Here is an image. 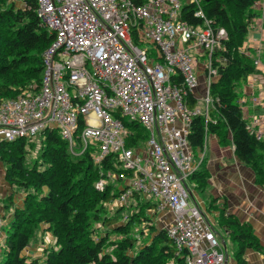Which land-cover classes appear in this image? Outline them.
<instances>
[{
    "label": "built area",
    "instance_id": "obj_1",
    "mask_svg": "<svg viewBox=\"0 0 264 264\" xmlns=\"http://www.w3.org/2000/svg\"><path fill=\"white\" fill-rule=\"evenodd\" d=\"M36 4V15L52 39L42 53L38 88L0 101V142L54 129L74 155L87 151L100 161L114 154L122 171L107 175L120 179L124 188L117 203L133 192L153 198L157 210L170 213L162 227L177 253H184L185 264H226V249L186 183L203 157L200 151L194 160L188 128L194 115L207 119L209 87L218 75L214 62L224 61L219 51L226 30L211 24L201 0ZM186 5L200 24L182 18ZM143 42L154 44L161 62L138 46ZM198 57L203 58L204 95L190 109L185 96L197 87ZM260 98L252 100L264 110ZM125 122H137L146 131L144 146H127ZM246 128L264 137V113L253 115ZM105 183L100 179L96 186L102 189Z\"/></svg>",
    "mask_w": 264,
    "mask_h": 264
},
{
    "label": "trees",
    "instance_id": "obj_2",
    "mask_svg": "<svg viewBox=\"0 0 264 264\" xmlns=\"http://www.w3.org/2000/svg\"><path fill=\"white\" fill-rule=\"evenodd\" d=\"M257 1L201 0L211 24L223 27L227 36L219 51L224 61L214 62L218 75L210 83L207 119L202 114L192 116L187 138L193 154L202 149L207 133L222 146L232 144L237 159L252 170L254 182L264 187V137L257 138L246 128L239 103L241 84L256 69L255 56L243 49V43ZM36 5V0H0V101L40 84L42 53L52 34L40 23ZM181 16L193 25L201 22L190 5L182 8ZM155 59L162 61L157 51ZM185 100L190 109L197 104L189 91ZM125 123L130 132L127 146H138L146 131L137 122ZM39 138L38 144L33 138L0 142L3 176L10 188L5 207L11 209L7 227H2L0 264H185L184 253H177L165 229L145 215L146 208H155L149 197L133 192L127 199L135 204L125 217L124 204L110 211L108 205L124 189L118 186L121 180L114 178L116 184L111 180L102 189L96 183L108 180V173L122 171L114 154L100 161L87 151L74 155L54 129ZM35 149L37 159L27 166L25 157ZM202 163L191 175L200 189L209 176ZM18 193H22L19 204L14 202ZM224 209H218L217 222L236 242L235 264H246V249L264 251V247L250 223ZM136 224L141 225L135 228ZM37 232H48L54 239L41 255L30 252Z\"/></svg>",
    "mask_w": 264,
    "mask_h": 264
},
{
    "label": "crops",
    "instance_id": "obj_3",
    "mask_svg": "<svg viewBox=\"0 0 264 264\" xmlns=\"http://www.w3.org/2000/svg\"><path fill=\"white\" fill-rule=\"evenodd\" d=\"M256 3L258 4L254 7L256 15L252 18V22L250 23L247 33L248 39L246 41L245 38L243 43L247 52L255 56V59H259V62L255 64V71L248 74L241 84L239 103H242L244 112H248L247 115L261 111L260 106L253 102L252 97H264L263 53L260 54V57L255 55V53L259 55V45H261V41L264 40V2L262 3V0H259V2L257 1ZM255 4L253 6H255ZM202 61L203 58H197L196 71L198 84L192 92V97L197 101V104L199 99L204 95L205 87V80L201 67ZM204 141H207V144H205ZM204 141L203 145L205 144L206 148L204 150L202 147V151L204 152L202 165L209 174L206 186L211 187L212 198L217 199V202H221L222 207L225 208L226 214H234L240 221L250 223L254 234L264 247V187L254 182L252 170L237 159L231 144L225 146L220 145L218 138L211 133L205 134ZM200 151L201 150H196L198 157ZM209 183L211 185H209ZM9 192L10 188L4 179L3 166L0 162V216L3 223V216L6 213L11 216V209L5 207V197ZM14 202L19 204L20 200L14 199ZM2 227L1 222L0 240H3L4 237ZM226 233L228 234L227 230ZM1 243L2 241L0 244ZM222 243L225 247L224 240ZM244 255L246 264H264V251H256L248 248ZM226 264H235L234 254L231 261L227 256Z\"/></svg>",
    "mask_w": 264,
    "mask_h": 264
},
{
    "label": "rangeland",
    "instance_id": "obj_4",
    "mask_svg": "<svg viewBox=\"0 0 264 264\" xmlns=\"http://www.w3.org/2000/svg\"><path fill=\"white\" fill-rule=\"evenodd\" d=\"M263 2H264V0H262V3ZM19 3L20 2L18 1V4ZM257 5L258 4L256 3L255 6H253V8L256 7ZM247 39H248V35L246 36V41H247ZM138 46L146 49L148 54H149V57L155 58L156 49H155L153 43L143 42V43H139ZM243 49H245V47ZM263 52H264V40L261 41V45H259V55H258V53H255V55L257 57H260V54H262ZM260 99L264 100V98H262V97ZM201 105L203 106V104H201ZM262 113H264V110L262 111V109H261L260 112L255 113V114H262ZM255 114L244 115L243 118H245L247 123H249L251 121L252 116ZM146 137H147V135H146ZM146 137H145V139H146ZM39 139H40L39 136H35L32 140L38 144ZM139 144H140V146H144L145 141H139ZM205 144H207V141L205 142ZM205 144L203 145L204 150L206 148ZM231 146H232V144H231ZM37 147H38V145H37ZM201 151H202V149H201ZM203 155H204V152H203ZM193 158H194V160L199 159L196 152L193 154ZM36 159H37V149H35L34 151H31L27 154V156L25 157V164L27 166H29ZM114 178L115 177L110 176L109 178H107L108 180H106V183L110 182L111 180H114V182H112V184L113 185L116 184L117 181ZM194 181L195 180L193 178H191V177L188 178L186 180L187 186L190 189L191 194L194 197L195 201L197 202V204L200 206V208L203 210L204 214L207 216V218L211 222L213 229L215 231L216 237L221 242V244H223L222 241L224 240L225 247H226V253H227V255L231 261V259L233 258L234 250L236 249L237 245H236V242L234 241V239H232V237L226 233V230L222 226H220L217 222V218L219 215L218 209L222 206V204H221V202H217V199L212 198L213 196L211 194V187H208L205 185L204 187H202L200 189L199 187L195 186ZM120 185H121V183L119 182L118 186L121 187ZM209 185H211V184L209 183ZM21 198H22V193L16 194L15 200H18V199L21 200ZM149 198L152 201H154L153 198H151V197H149ZM143 200H145V199H143ZM200 200H201L202 204H201ZM124 201H125L124 203L123 202L117 203L116 200H113L112 202H110V204L108 205L110 211L116 207H119L121 204H124L126 208L123 210L122 214H124L123 217H125L132 210V208L135 204V201H134V199H131V198H128V199L126 198ZM144 213L148 218H150V221L156 227L162 228L163 225L170 222V213L166 209L157 210V208L148 207V208H146ZM9 219H10V216L7 215V213H6L4 215V223L2 220V226L4 228L7 227ZM140 225L141 224H139V225L136 224L135 228H138V226H140ZM144 229H145V227H144ZM35 237L37 238V241L33 242L32 246L30 247V252L31 253L33 252L35 255H41L43 252L44 246H46L45 244L48 245V244L52 243L54 240L52 235L48 232H45V233L37 232ZM1 241H2V239L0 240V242Z\"/></svg>",
    "mask_w": 264,
    "mask_h": 264
}]
</instances>
